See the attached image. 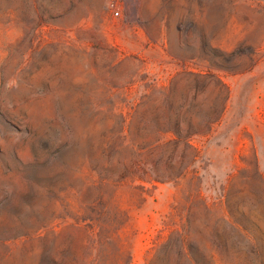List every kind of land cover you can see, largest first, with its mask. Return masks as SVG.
<instances>
[{
	"label": "rangeland",
	"instance_id": "obj_1",
	"mask_svg": "<svg viewBox=\"0 0 264 264\" xmlns=\"http://www.w3.org/2000/svg\"><path fill=\"white\" fill-rule=\"evenodd\" d=\"M256 206L264 0H0V264H238Z\"/></svg>",
	"mask_w": 264,
	"mask_h": 264
},
{
	"label": "trees",
	"instance_id": "obj_2",
	"mask_svg": "<svg viewBox=\"0 0 264 264\" xmlns=\"http://www.w3.org/2000/svg\"><path fill=\"white\" fill-rule=\"evenodd\" d=\"M257 209V229L259 233H254L253 231L248 230L247 228H239L236 227L240 230V232L244 233V236L247 238L248 242H246V251H242L238 253L237 258H238V264H257V262H263L264 261V209L258 208ZM258 221L260 224H258ZM263 226H262V225ZM178 236L183 239L184 235L180 234L179 232ZM170 239L167 243L162 244L161 248H164L165 246L168 247L170 243ZM194 248V246H193ZM161 250V249H160ZM188 255V260L190 264H197L195 258L192 256V252L187 253ZM254 259V260H253ZM257 260V261H256Z\"/></svg>",
	"mask_w": 264,
	"mask_h": 264
},
{
	"label": "built area",
	"instance_id": "obj_3",
	"mask_svg": "<svg viewBox=\"0 0 264 264\" xmlns=\"http://www.w3.org/2000/svg\"><path fill=\"white\" fill-rule=\"evenodd\" d=\"M110 8L112 9L113 14L115 16H118V15L121 14L122 8H121L120 4H118L116 1H111L110 2Z\"/></svg>",
	"mask_w": 264,
	"mask_h": 264
}]
</instances>
